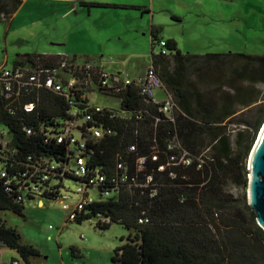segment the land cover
<instances>
[{
    "label": "trees",
    "instance_id": "trees-1",
    "mask_svg": "<svg viewBox=\"0 0 264 264\" xmlns=\"http://www.w3.org/2000/svg\"><path fill=\"white\" fill-rule=\"evenodd\" d=\"M21 4L22 0H0V20L9 18ZM161 30L152 27V64L173 95V119L159 112V104L147 102L138 87L132 88L123 106L147 113L143 120H107L120 134L102 140L105 161L101 163L113 166V154L118 150L131 161L138 155L158 154V161L150 162L149 172L162 185L153 197L148 191L122 190L119 200L96 201L89 206L90 212L75 222L82 223L100 212L112 219L109 224H98L101 228L121 223L132 231L114 250L112 260L119 264H264V229L248 203L247 165L264 123V102L249 109L251 120H242L246 128L234 135L230 132L236 103L249 107L259 101L254 88L246 84L264 85V55L192 54L183 52L174 38L166 39L170 55L154 54L155 45L163 39ZM36 55L41 54H26ZM174 140L189 151L194 163L174 168L176 178L171 179L167 160L178 150H170L168 145ZM132 143L138 145L136 153L128 151ZM29 144L45 150L39 139L32 138ZM199 159L203 161L200 169L196 165ZM25 207L0 182V214L11 211L23 216ZM1 247L16 250L27 264L31 257L40 256V250L23 242L19 230L0 215Z\"/></svg>",
    "mask_w": 264,
    "mask_h": 264
},
{
    "label": "built area",
    "instance_id": "built-area-1",
    "mask_svg": "<svg viewBox=\"0 0 264 264\" xmlns=\"http://www.w3.org/2000/svg\"><path fill=\"white\" fill-rule=\"evenodd\" d=\"M158 44L157 54L170 55L165 39ZM136 87L147 102L159 104V112L173 119V95L153 64L138 77L69 55L21 56L12 66H0V182L5 190L25 205L56 196L70 199L76 194L79 198L69 213L71 221L84 217L96 201L119 200L122 190L156 196L162 184L155 181L149 167L150 162L158 161V154L138 155L131 161L118 150L113 154V166L101 163L105 161L102 140L120 134L107 120H143L147 113L128 110L122 104L128 91ZM96 92L118 98L121 108L93 103L91 95ZM32 138L41 140L45 150L30 146ZM168 148L178 150L167 160L172 168L169 177L175 179L174 168L190 166L194 158L178 140ZM128 151L136 153L138 145L130 144ZM202 163L199 159L198 169ZM72 182L75 188L70 186ZM92 219L96 224L112 222L100 212Z\"/></svg>",
    "mask_w": 264,
    "mask_h": 264
},
{
    "label": "rangeland",
    "instance_id": "rangeland-1",
    "mask_svg": "<svg viewBox=\"0 0 264 264\" xmlns=\"http://www.w3.org/2000/svg\"><path fill=\"white\" fill-rule=\"evenodd\" d=\"M30 3L24 10L22 8L25 14L16 19L19 27L12 34H7L9 22L6 19L0 20V66H12L18 54L48 51L54 47L49 45L50 41L45 36L31 40L37 34V29L21 27L19 21L29 16L30 11L33 12ZM169 6L182 16L180 21L173 20L171 11L165 9ZM95 10L100 15H105L106 11H131L101 8ZM152 15L145 16V24L136 23L138 29L135 34L133 27L131 32V28L125 25V19L105 21V26L100 24L102 34L94 43L84 38V29L81 28L83 32L75 30L76 38L71 33V43L66 48L75 54L85 52L89 56L102 55L105 59L113 58L115 62L128 58L129 68L133 74H137L140 68L147 67L151 61V31L153 26H159L162 28L161 36L174 38L183 52L264 55V0H168L165 3L158 2ZM42 24L47 26V20ZM112 29L114 34L116 29H122V39L113 35ZM133 35H137L138 42ZM57 49L60 50L59 47ZM159 51L160 45L156 44L153 53L157 54ZM108 64L111 70L121 67V64ZM246 86L254 88V96L259 101L249 107L236 103L234 107L237 112L233 118L234 123L230 125L231 135L246 128L242 120H251L253 113L249 109H255L260 102H264V85L259 83ZM91 101L103 106L121 108L118 98L99 92L91 95ZM248 160L249 157L247 165ZM69 184L72 188L76 186L73 182ZM92 194L97 196L96 191H92ZM78 198L74 194L70 199L64 200L38 199L26 204L23 216L11 211L1 212V217L22 234L23 242L31 243L40 250V256L31 257V264H119L112 260L114 250L124 242L121 238H126L132 231L121 223H112L108 229H103L94 219L82 223L69 220V213ZM39 200H42V205H39ZM0 253V264H27L16 250L1 247Z\"/></svg>",
    "mask_w": 264,
    "mask_h": 264
},
{
    "label": "crops",
    "instance_id": "crops-1",
    "mask_svg": "<svg viewBox=\"0 0 264 264\" xmlns=\"http://www.w3.org/2000/svg\"><path fill=\"white\" fill-rule=\"evenodd\" d=\"M167 1L168 0H22V4L19 6V8L9 18L4 19L9 22V24L7 25V34L10 35L19 27V25L17 24L18 21H16V19L19 17V15L25 14V11L22 12V8L24 10V7L29 2H31L30 4L33 7V12L30 11V15L23 18V23L22 21H19V23H21V27L27 28V26H29V28L38 30L37 34L31 37V40H34L39 36H45L47 41H50L49 45H54V47H52L48 51H37L35 53L24 52L22 54H18L16 55L15 59L21 56H26V54L69 55L93 61L98 65H102L105 68H108L109 71L116 72L119 70H123L130 73L132 76L138 77L143 75L146 72L147 68L152 65V52L151 61L147 65V67H143L142 69L140 68V72H138L137 74H133L132 70L128 66V58H124L119 62H115L113 58L105 59L102 55L89 56L85 52L75 54L72 53L69 48H66V45L71 43V33H74L73 35L75 39V30L82 31V29L86 31L84 34V38H87L90 43H94L95 41H97L96 38L101 36L102 34V31L99 29L100 24L103 27L105 26V21L113 22L116 21L115 18L127 20L124 22L125 25L131 28V32L133 27V34H135V31H137L138 29L136 23L139 22L145 24V16L154 14L157 3H165ZM186 1L189 2L190 0ZM94 2L109 4L110 6H90V3ZM130 6H139L141 8H131ZM96 8L106 10L131 11L124 13H121L119 11H106V13H104L105 15H100V13H95ZM165 9L171 11L173 20L180 21L182 19V16L177 14V12L172 7L169 6ZM174 16L178 17V19H175ZM105 18H108V20H103ZM45 19L47 20V26H43L42 24ZM90 29L91 32H89ZM113 30L114 29H112L111 33L122 39L124 34L121 31L123 30L116 29L115 34L113 33ZM133 36L135 37V39ZM133 36L132 39L138 42V39H136L137 35ZM163 39L166 40L167 38ZM57 47H59L60 50L57 49ZM108 63L121 64V67H117L116 69L111 70ZM159 94L160 96H162L161 92ZM42 204V200H39V205Z\"/></svg>",
    "mask_w": 264,
    "mask_h": 264
},
{
    "label": "water",
    "instance_id": "water-1",
    "mask_svg": "<svg viewBox=\"0 0 264 264\" xmlns=\"http://www.w3.org/2000/svg\"><path fill=\"white\" fill-rule=\"evenodd\" d=\"M248 203L264 229V123L251 150L249 160Z\"/></svg>",
    "mask_w": 264,
    "mask_h": 264
}]
</instances>
